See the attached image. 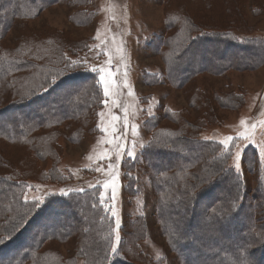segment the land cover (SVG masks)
Listing matches in <instances>:
<instances>
[{"label": "trees", "instance_id": "16d2710c", "mask_svg": "<svg viewBox=\"0 0 264 264\" xmlns=\"http://www.w3.org/2000/svg\"><path fill=\"white\" fill-rule=\"evenodd\" d=\"M64 1L0 0V264H165V256L156 259L141 246L152 225L177 264H264V164L257 149L244 150L246 173L238 180L232 151L197 136L203 123L222 121L220 112L241 110L246 97L229 89L190 88L203 74L223 79L264 67V37H240L233 30L248 32L242 26L246 11L263 16L264 0H155L167 11L163 33L148 48L161 56L167 82L190 93L187 100L198 115L162 107L145 122L151 138L141 156L156 210L126 216L116 254L112 219L97 188L48 195L39 208L33 207L37 200L25 198L30 182H67L55 163L58 140L70 133L75 142L104 101L97 75L78 62L69 65L90 41L30 26ZM89 3L72 0L77 7ZM94 21L70 17L78 28ZM47 159L52 166L45 171L39 164ZM123 165L124 192L135 197L136 164ZM69 244L65 256L59 247Z\"/></svg>", "mask_w": 264, "mask_h": 264}, {"label": "rangeland", "instance_id": "374dc122", "mask_svg": "<svg viewBox=\"0 0 264 264\" xmlns=\"http://www.w3.org/2000/svg\"><path fill=\"white\" fill-rule=\"evenodd\" d=\"M173 1L165 0V3ZM166 11L167 6L155 0H91L84 7L74 6L72 0H66L48 8L38 19L30 22L34 28L49 26L66 31L74 39H88V51L76 57L71 56L72 60L89 71L93 67H102L107 75L103 83L99 82L104 95L103 105L89 120L86 129L80 132V136L73 137L75 142L71 141L70 133V138L68 136L58 140L59 157L55 163L67 177V182L60 184L50 179L30 182L25 198L43 201L48 195L97 188L99 201L112 219V248H117L120 242L126 216H152L156 210V198L150 192L141 156L151 138L145 131V122L156 116L162 107L172 112H186L192 118L198 115L187 100L190 93L167 82L161 56L148 48L150 42L163 33ZM246 12L247 17L242 26L245 25L248 32L237 27L233 30L240 37H264V15L255 17L251 9ZM72 15H79L82 19L89 15L95 17V21L90 27L78 28L70 22ZM172 33L170 31L169 35ZM16 34L13 31L9 37L15 38ZM94 73L99 81V74ZM158 75L162 79L158 83L146 82ZM105 86L108 89L107 96ZM191 87L210 91L229 89L244 93L246 101L241 110L220 112L224 114L222 121L212 125L203 123L197 136L201 140L217 143L229 136L235 138L241 133L249 136L250 139H236L238 147L230 149V166L235 169L234 155L239 150L240 167L242 174H245L242 163L244 150L253 146L262 159L260 152L264 148V67L252 73L234 72L223 79L203 74L197 77ZM241 120L244 124H241ZM253 125L256 127L253 128ZM128 151L134 152V158L127 155ZM127 161L136 164L134 173H131L138 180L135 197L124 192L123 164ZM110 164L112 168H109ZM51 166L50 159L39 164L45 171ZM151 230L148 239L141 244L143 250L156 259L165 256V264H177L166 251L156 226L152 225ZM71 246L62 245L59 248L66 256Z\"/></svg>", "mask_w": 264, "mask_h": 264}, {"label": "snow or ice", "instance_id": "6c2138e0", "mask_svg": "<svg viewBox=\"0 0 264 264\" xmlns=\"http://www.w3.org/2000/svg\"><path fill=\"white\" fill-rule=\"evenodd\" d=\"M69 65L70 66H76L77 65V62H75V61H69ZM91 71L92 72H96V73H98L99 74V76H100V80H99V82L100 83H103L105 80H106V73H105V69L104 68H96V67H93V68H91ZM153 75H155V74H153ZM52 83H55V79H53V81H52ZM44 91H48V89L47 88H44ZM107 93H108V89H107V86H105V95L107 96ZM149 115H152V113H149ZM241 124H244V121L243 120H241ZM256 127V125H253V128H255ZM236 139H250V137L249 136H247V135H245V134H243V133H241V134H239L237 137H231V136H229V137H226L224 140H222V141H220V143L221 144H223V145H225V152L226 153H228V152H230V149L232 148V147H238L236 144H235V140ZM250 142H252V141H250ZM127 155L129 156V157H133L134 158V152H132V151H128L127 152ZM260 155H261V163L262 164H264V148H262L261 149V152H260ZM240 156H241V152L239 151V150H237L236 152H235V155H234V167H235V169H236V171H237V173H238V176H237V179L239 180L240 179V177L242 176V171H241V167H240ZM113 167V165H109V168H112ZM97 170H99V169H97ZM261 179L262 180H264V174H262V176H261ZM105 187H107V185H105ZM80 191H83V189H80ZM64 195H67V193L65 192V193H63ZM114 198V197H113ZM33 207H37V208H39L40 207V202L39 201H37L34 205H33ZM3 241L2 240H0V243H2ZM118 252V249L115 247V246H113V248H112V253L113 254H116Z\"/></svg>", "mask_w": 264, "mask_h": 264}]
</instances>
